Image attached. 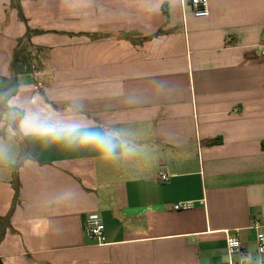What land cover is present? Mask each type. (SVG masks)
Instances as JSON below:
<instances>
[{
	"label": "crops",
	"instance_id": "obj_1",
	"mask_svg": "<svg viewBox=\"0 0 264 264\" xmlns=\"http://www.w3.org/2000/svg\"><path fill=\"white\" fill-rule=\"evenodd\" d=\"M208 1L196 18L185 0H0V93L29 28L41 64L12 98L62 114L80 106L86 123L129 134L112 161L18 145L15 207V166L0 164L1 264H222L229 238L257 259L264 0ZM91 219L105 226L102 244Z\"/></svg>",
	"mask_w": 264,
	"mask_h": 264
},
{
	"label": "clouds",
	"instance_id": "obj_2",
	"mask_svg": "<svg viewBox=\"0 0 264 264\" xmlns=\"http://www.w3.org/2000/svg\"><path fill=\"white\" fill-rule=\"evenodd\" d=\"M0 164L16 166L18 145L25 139L44 145L91 149L101 159L112 161L128 147V133L124 129L94 126L79 116L82 107L72 105L68 114H62L31 98H12L0 93ZM64 193V199H71Z\"/></svg>",
	"mask_w": 264,
	"mask_h": 264
},
{
	"label": "built area",
	"instance_id": "obj_3",
	"mask_svg": "<svg viewBox=\"0 0 264 264\" xmlns=\"http://www.w3.org/2000/svg\"><path fill=\"white\" fill-rule=\"evenodd\" d=\"M188 2L193 15L196 18H205L209 16V1L208 0H185ZM262 55L264 56V45L262 46ZM159 180L166 183L170 180L168 172L162 170L159 173ZM192 202L179 203L172 206V210L182 211L192 208ZM86 230L90 237L102 244L105 241L104 237V224L98 219H91L86 223ZM254 228L257 230L256 235V255L257 259L249 260L248 252L245 246L239 239H227V252L228 256L222 264H264V231L258 222L255 223Z\"/></svg>",
	"mask_w": 264,
	"mask_h": 264
},
{
	"label": "trees",
	"instance_id": "obj_4",
	"mask_svg": "<svg viewBox=\"0 0 264 264\" xmlns=\"http://www.w3.org/2000/svg\"><path fill=\"white\" fill-rule=\"evenodd\" d=\"M17 7H18L20 18L24 22H26V20L24 19L21 7L19 5ZM31 33L32 32L28 28L24 39L19 42L18 48L15 51L14 60H13V63L11 65L12 74L8 79L5 80V87H4V90L1 92V93L6 94L8 97L14 96L18 91V88H19L18 76L21 74H26L32 70L31 64L27 66L26 70L24 68L25 65H27V62L29 59L27 56L24 55L25 49H23L24 45H27L28 47L31 46L30 45V34ZM37 33H40V32H37ZM0 109L2 110V106H0ZM23 158H24V156H21L19 158V163L13 169V174H14L13 187L15 190L13 207H15V205L17 204V202L19 200V188H20L19 185L20 184H19V177H18V167H19L21 161L23 160ZM4 234H5V226L3 225L1 227V231H0V242L2 241V239L4 237ZM0 264H1V262H0Z\"/></svg>",
	"mask_w": 264,
	"mask_h": 264
},
{
	"label": "rangeland",
	"instance_id": "obj_5",
	"mask_svg": "<svg viewBox=\"0 0 264 264\" xmlns=\"http://www.w3.org/2000/svg\"><path fill=\"white\" fill-rule=\"evenodd\" d=\"M23 49H25V53H24V55L25 56H27L28 57V62H27V65H25V70L27 69V66L28 65H32L33 64V62L35 63L34 65L35 66H38V65H40L41 64V62H40V60L41 59H39V57H37L38 55H41V54H39L38 52H37V50H35L34 48H32V47H28L27 45H24V47H23ZM34 51H36L37 53H34ZM32 53L34 54V55H32ZM35 54H36V56H35ZM21 55V54H20ZM22 56V55H21ZM42 56V55H41ZM36 60V61H35ZM37 62V63H36ZM32 70H33V68H32Z\"/></svg>",
	"mask_w": 264,
	"mask_h": 264
}]
</instances>
